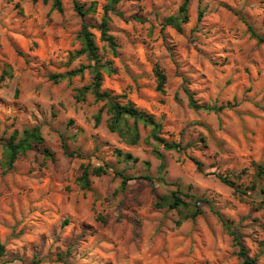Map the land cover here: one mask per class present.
<instances>
[{"label": "rangeland", "instance_id": "obj_1", "mask_svg": "<svg viewBox=\"0 0 264 264\" xmlns=\"http://www.w3.org/2000/svg\"><path fill=\"white\" fill-rule=\"evenodd\" d=\"M184 1L120 0L106 12L108 0H61L62 10L0 0V264H264V177L253 165L264 164V42L250 30L264 36V0H189L178 28L169 18ZM105 14L115 51L102 39ZM84 24L111 67L101 89L154 115L183 149L148 142L142 124L128 144L108 128L106 109L97 123L103 102L77 92L93 80L91 60H70ZM81 66L82 75L51 77ZM186 88L200 104L232 106L194 109ZM34 129L44 141L7 168L6 143ZM99 165L108 172L78 183ZM119 173L131 178L125 187ZM174 191L197 198L202 213L157 205Z\"/></svg>", "mask_w": 264, "mask_h": 264}, {"label": "trees", "instance_id": "obj_2", "mask_svg": "<svg viewBox=\"0 0 264 264\" xmlns=\"http://www.w3.org/2000/svg\"><path fill=\"white\" fill-rule=\"evenodd\" d=\"M33 1L36 3V1L38 0ZM43 1L48 2L49 0ZM51 1L53 2L52 6L54 9L62 10L63 7L61 0ZM119 1L120 0H108L107 5L105 6V11L108 12L110 9H114ZM188 1L189 0H185L181 5L179 16H171L169 18V21L175 24L178 28H181V21L186 22L188 20ZM76 10H78L80 14L84 15L89 9H84L82 5L76 3ZM109 20V16L105 14L101 22L102 39L104 41H107L109 43L108 45H110L115 51L117 43L115 41V38L111 34H109ZM250 30L253 36H255L260 42H264V36L258 34L252 27L250 28ZM78 38L81 41V47L72 53L70 60H73L81 55H86L91 60V63L88 67L91 69V72L93 74V80L90 84L77 89L78 98L84 99L88 93H92L94 94L96 100L103 102V106L96 115L97 123L99 124L101 122L102 112L104 111V109H106L108 114H110L108 120V128L111 131L116 132L128 144H137L141 140L139 125L142 124L143 126L150 127L151 129L150 134L146 139L148 142L153 141L156 145L161 144L165 149L168 150L183 149L184 147L182 146V143L180 141L167 140L165 137L161 136L162 124L154 117V115H151L146 111L137 108L131 101L122 103L120 101V98H124V94H113L111 91L101 89L103 84L102 70L110 72L111 67L108 65V63H101V58L98 54V46L95 42V34L89 29V26L87 24H84L82 26L78 34ZM84 70L85 67L81 66L79 68L71 69L65 73L52 74L51 77L55 81H60L63 78H71L76 75H82L84 73ZM155 74L158 80V90L164 93L167 75L159 66L156 67ZM185 91L188 95L189 105L194 109H203L207 112H220L225 108L232 106L230 104H200L197 99H195L194 94L188 88H186ZM43 141L44 139L39 130L34 129L30 132L28 131L25 137L17 143H13L12 141L7 142L5 147L6 167H11L18 155L25 154L27 150L33 147L34 143H41ZM45 152L47 156H52L49 149L45 148ZM157 153L160 157H162V154L160 152L157 151ZM118 155L120 158L123 156L124 159L133 158L130 153H123L121 151L118 152ZM253 165L255 167L254 176L256 177V179H262L264 177V164L254 162ZM163 168L164 163L161 164L160 170L162 171ZM107 172V168L102 165L96 166L92 168V170L89 169V166H85L82 175L78 177L77 181L83 187H89L90 175H103ZM243 172H245V170H242V173ZM119 174L122 176V185L123 187H125L131 178L124 175L123 173ZM240 175L241 174L237 176ZM148 178L150 177L148 176ZM220 179L228 185L236 184L235 180L229 179L226 176H221ZM255 187L256 183L254 182L251 185V188ZM261 191L264 193V187H261ZM188 196L192 197L191 195ZM196 199L197 198L187 201L179 194H177L176 191H174L170 196L167 195L165 197H161L160 200H158L157 205H167L170 208H177L181 211L184 218H195L202 213V210L197 205ZM4 251L5 245L0 244V257L5 255ZM240 255L243 257L246 263L254 261L246 255V252L243 248L240 249Z\"/></svg>", "mask_w": 264, "mask_h": 264}]
</instances>
